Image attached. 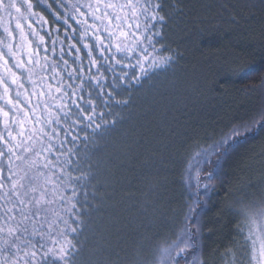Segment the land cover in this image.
Segmentation results:
<instances>
[{"label": "snow or ice", "instance_id": "obj_1", "mask_svg": "<svg viewBox=\"0 0 264 264\" xmlns=\"http://www.w3.org/2000/svg\"><path fill=\"white\" fill-rule=\"evenodd\" d=\"M183 5L184 0H0V264H205L202 209L189 208L195 215L184 217L181 234L167 247L153 249L152 238L136 231L140 240L114 248L109 238L119 235L125 206L117 199L124 161L92 158L104 151L99 140L122 123L108 117L130 106L132 89L143 87L147 68L163 70L173 62L156 45L164 29L185 15ZM46 13L52 23L62 22L50 50L45 36L51 38L52 31L40 34L49 23ZM231 19L238 23L235 15ZM61 27L65 39L76 43L65 52L61 41L56 56ZM118 65L131 72L117 74ZM106 73H112L110 83ZM259 88L264 90V80ZM123 94L128 98L117 99ZM241 123L243 133L233 126L196 153V166L208 168L206 192L241 139L264 132V104L251 126ZM240 192L225 209L235 227L223 251L217 250L216 264H264V172L258 184ZM147 214L145 203L138 217ZM85 232L95 238L90 250Z\"/></svg>", "mask_w": 264, "mask_h": 264}, {"label": "trees", "instance_id": "obj_2", "mask_svg": "<svg viewBox=\"0 0 264 264\" xmlns=\"http://www.w3.org/2000/svg\"><path fill=\"white\" fill-rule=\"evenodd\" d=\"M183 6L185 15L164 29L163 40L156 45L161 49L159 55L172 56L173 62L163 70L147 68L143 87L132 89L130 106L117 108L118 114L108 117L122 123L99 140L104 151L92 153L93 161L109 156H118L116 163L124 161L117 173L124 178L123 190L117 196L125 205L120 211V233L109 238L117 250L120 243H131L133 237L140 240L136 231L152 238V244L172 235V230L184 223L185 209L191 208L184 176L193 155L225 133L230 134L233 126H240L243 133L241 122L251 126L252 118H258L264 104V90L259 88L264 80V0H184ZM233 15L238 23L232 21ZM46 17L49 23L40 34L52 31L51 38L45 36L50 50L51 40L57 37L55 29L62 22L52 23L50 13ZM35 27L40 30L41 26ZM61 41L65 52L69 43H76L65 39L61 27L56 56ZM77 47L87 63V50L82 43ZM65 58L71 63L72 57ZM121 71L131 69L118 65L116 73ZM136 72L140 74L139 69ZM105 75L110 83L112 73ZM127 98V94L117 97ZM263 156L264 132L257 130L248 134L247 140L242 138L238 150L220 162L223 175L211 181L214 188L198 194L200 203L194 209L207 213L200 215L205 264H216L217 250L223 251L228 242L235 222L225 209L230 198L241 195L244 185L259 183L258 177L264 172ZM153 160L155 168L150 167ZM207 172L204 167L203 173ZM153 185L157 187L153 189ZM145 203L148 214L138 217ZM94 243L93 237L86 247L90 250Z\"/></svg>", "mask_w": 264, "mask_h": 264}, {"label": "rangeland", "instance_id": "obj_3", "mask_svg": "<svg viewBox=\"0 0 264 264\" xmlns=\"http://www.w3.org/2000/svg\"><path fill=\"white\" fill-rule=\"evenodd\" d=\"M197 153V152H196ZM196 153L191 158L189 165L187 166L185 176H184V184H185V190L187 195H190L192 202H191V208H196L197 204L200 203L198 200V194L205 192V185L209 184V180L207 179V174H204V167L203 165H200L199 167L196 166ZM264 157V156H263ZM259 180L261 176L258 177ZM190 213V219H191ZM189 216L188 208L185 209V215ZM184 222V219L182 220ZM184 227V223L180 224V227H175L174 230H172V235H165L160 241L153 244V249L160 247H167L168 244H170L172 241L176 240L177 237L181 234V230ZM89 233V234H88ZM88 235V239L86 241V244L88 243V240L93 238L92 234L90 232H85V236ZM169 236V237H168ZM83 239V237H81ZM95 240V238H94ZM158 256V253H157ZM151 259V257H149Z\"/></svg>", "mask_w": 264, "mask_h": 264}]
</instances>
